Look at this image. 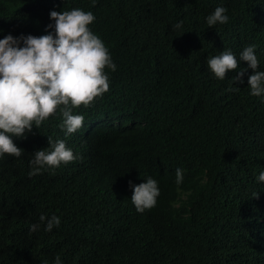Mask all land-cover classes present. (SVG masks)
<instances>
[{
  "label": "trees",
  "instance_id": "1",
  "mask_svg": "<svg viewBox=\"0 0 264 264\" xmlns=\"http://www.w3.org/2000/svg\"><path fill=\"white\" fill-rule=\"evenodd\" d=\"M218 6L229 22L209 27ZM73 9L93 13L117 67L106 93L72 108L92 127L67 134L61 105L11 137L23 154L0 156V264H264V93L239 61L255 45L264 71V0H0V39L54 34L49 13ZM225 50L238 68L221 80L207 61ZM48 137L76 159L30 176ZM149 177L159 196L140 213L129 181Z\"/></svg>",
  "mask_w": 264,
  "mask_h": 264
},
{
  "label": "clouds",
  "instance_id": "2",
  "mask_svg": "<svg viewBox=\"0 0 264 264\" xmlns=\"http://www.w3.org/2000/svg\"><path fill=\"white\" fill-rule=\"evenodd\" d=\"M225 13L226 8L216 7L206 19L208 26L227 24L229 17ZM49 17L55 23L47 25L45 31L54 28V34L48 32L40 37L22 34L15 38L9 34L0 39V156L20 157L23 149L18 148L11 137L24 138L34 125L38 128L61 105L67 134L82 127L85 130L92 127L93 122L83 126L84 116L73 115L72 108L88 106L109 90L105 68L115 71L117 66L103 41L89 28L95 20L93 13L80 9L51 11ZM181 27L182 21L173 26L176 30ZM254 49L255 45L246 47L239 54V61L247 62L248 68L253 70L247 84L251 95L260 96L264 93V71H257L259 61ZM207 64L215 77L223 80L227 71L238 68V59L230 50H225L209 59ZM244 72V69L239 71L233 81L241 80ZM47 140L51 150L41 149L33 153L30 176L39 174L44 166L58 167L76 159L64 141L53 142L51 137ZM175 175L176 183H182L183 170L176 169ZM258 180L264 182V172L260 173ZM129 186L133 190L131 202L137 212L155 206L159 196L155 179L149 177L135 186L129 181ZM253 197H258L257 192ZM45 219L44 215L40 216L41 222ZM59 224L60 218L53 215L47 219L45 230L51 231ZM38 228V224H33L30 231L35 232ZM54 264H61L59 256Z\"/></svg>",
  "mask_w": 264,
  "mask_h": 264
}]
</instances>
